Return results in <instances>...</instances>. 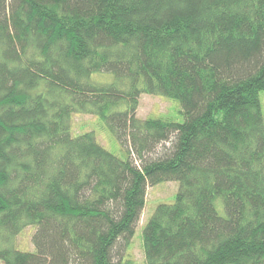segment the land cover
I'll list each match as a JSON object with an SVG mask.
<instances>
[{"label":"trees","instance_id":"obj_1","mask_svg":"<svg viewBox=\"0 0 264 264\" xmlns=\"http://www.w3.org/2000/svg\"><path fill=\"white\" fill-rule=\"evenodd\" d=\"M262 90L264 0H0V260L134 264L146 187L176 180L145 264H264ZM142 93L183 120L138 117Z\"/></svg>","mask_w":264,"mask_h":264},{"label":"rangeland","instance_id":"obj_2","mask_svg":"<svg viewBox=\"0 0 264 264\" xmlns=\"http://www.w3.org/2000/svg\"><path fill=\"white\" fill-rule=\"evenodd\" d=\"M94 79L109 81L113 78L111 73L96 72L92 74ZM260 102L264 115V90L260 92ZM180 104L176 99L160 95L142 93L138 99L136 115L138 117H170L176 121H182L183 115L180 113ZM72 132H82L84 130L95 131L97 140L108 150L121 155V150L117 140L101 123V121L91 114H73L72 115ZM178 190L176 180L162 181L152 186L146 187L145 204L140 214L138 223L135 226L134 233L127 245V254L134 264H145L142 249V228L148 217L153 212L158 203H170L174 201ZM218 208L222 211L221 204ZM34 226L25 227L15 238L16 247L22 250H33L32 234ZM0 264L3 262L0 260Z\"/></svg>","mask_w":264,"mask_h":264}]
</instances>
